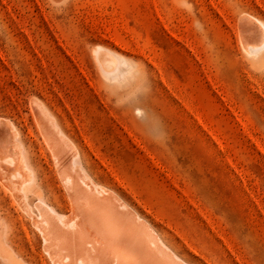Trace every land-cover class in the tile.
Segmentation results:
<instances>
[{
	"label": "rangeland",
	"instance_id": "rangeland-1",
	"mask_svg": "<svg viewBox=\"0 0 264 264\" xmlns=\"http://www.w3.org/2000/svg\"><path fill=\"white\" fill-rule=\"evenodd\" d=\"M248 15L264 26V0H0V124L51 201L70 207L37 105L191 264H264V49L246 50Z\"/></svg>",
	"mask_w": 264,
	"mask_h": 264
},
{
	"label": "bare ground",
	"instance_id": "bare-ground-1",
	"mask_svg": "<svg viewBox=\"0 0 264 264\" xmlns=\"http://www.w3.org/2000/svg\"><path fill=\"white\" fill-rule=\"evenodd\" d=\"M241 25L247 33V52L262 51L264 26L250 15L242 18ZM99 49L95 52L102 68L114 67L112 54ZM37 109L70 207L63 210L54 191L55 203L51 201L26 144L18 141L17 131L1 122L0 188L5 198L0 201V264H47L37 251L39 244L51 264H191L173 237H166L145 215L89 178L80 166L77 149L55 130L38 105ZM7 198L8 210L15 208V218L2 213Z\"/></svg>",
	"mask_w": 264,
	"mask_h": 264
}]
</instances>
